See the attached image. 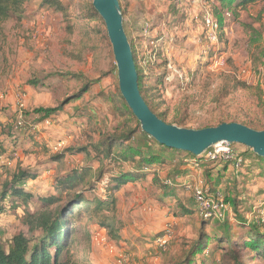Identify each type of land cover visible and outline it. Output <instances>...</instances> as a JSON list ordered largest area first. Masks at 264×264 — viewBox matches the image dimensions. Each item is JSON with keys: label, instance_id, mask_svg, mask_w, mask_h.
Wrapping results in <instances>:
<instances>
[{"label": "rangeland", "instance_id": "obj_1", "mask_svg": "<svg viewBox=\"0 0 264 264\" xmlns=\"http://www.w3.org/2000/svg\"><path fill=\"white\" fill-rule=\"evenodd\" d=\"M62 1L65 12L25 0L0 18V244L8 249L20 232L41 234L29 232L23 205L13 207L9 194L2 198L19 169L38 174L26 181L34 194L31 211L41 207L40 197L59 194L57 176L72 170L92 169L84 192L104 198V177L140 167L113 162L102 151L108 136L128 132L125 146L156 153L163 164L156 178L150 173L119 191L106 189L118 199L114 232L85 210L72 219V264H236L233 252L243 264H264L244 245L253 223L264 231V158L236 143L247 158L242 170L212 162L195 167L190 153L149 139L123 104L104 19L97 11L100 17L90 18L92 0ZM120 1L126 33L148 70L144 92L166 122L179 118L198 129L236 118L264 126V106L258 105L264 102V0L237 10L219 0ZM207 16L218 24L216 38ZM165 72L169 81L158 80ZM85 83L88 91L74 98ZM166 178L171 187L162 185ZM200 179L236 202H229L224 222L201 218L193 191ZM165 233L168 242L160 247L157 238ZM198 242H207L205 249L192 254Z\"/></svg>", "mask_w": 264, "mask_h": 264}, {"label": "trees", "instance_id": "obj_2", "mask_svg": "<svg viewBox=\"0 0 264 264\" xmlns=\"http://www.w3.org/2000/svg\"><path fill=\"white\" fill-rule=\"evenodd\" d=\"M24 1L25 0H0V18H7L11 15V13H13V9H20ZM41 1L44 6L54 8L55 10L61 12L66 11V7L64 6L62 0ZM259 1L261 0H219L221 5L229 10H237V8L240 6L247 7L248 5L257 3ZM90 7V18H99L100 16L97 14L96 9L94 8L93 0ZM121 8L123 14L125 15L122 4ZM131 45L139 76V88L141 94L152 111L156 113L159 118L166 121L163 113H158L155 111L144 92L145 73H147L148 70H145L143 67H141L136 48L132 42ZM159 58H161V53L159 54ZM163 61L164 62L162 66H168L166 60ZM149 69H151L152 72V66H150ZM168 78L169 76L167 72H165L161 77L158 76V80L162 79V82H168ZM254 88L258 90V93L260 94L259 100H261L263 95L261 85L258 84ZM88 89V83H85L81 87L79 94H77L74 98L79 99L83 93L88 91ZM69 101V99L64 100L58 106V109H61ZM123 104H127L125 100H123ZM258 105L263 107V100L259 101ZM224 122H239L257 130H264V126L261 124L262 122H258V124H256L254 120L245 122L237 121L236 118H222L217 125ZM171 124L186 127L183 123V120H180L179 118H176L175 121L171 122ZM146 136L153 142H156L155 139L149 134H146ZM131 139L132 134L127 132L125 134H121L118 137L108 136L106 139L107 141L104 142L106 147H104L102 151L104 152V156L109 157L111 161L122 163H125L126 161L131 163L139 162L140 164L139 168L131 166V169L128 171L110 176L109 185L107 187L109 189L111 187L113 190L119 191L126 184L137 181L150 173H152L156 178V174L158 172L157 168L163 164L161 157L156 153L149 152V154L146 155L138 146H125L123 141L126 140V143H128V141ZM162 146L166 149H169L164 145ZM257 157L264 158L258 155ZM207 163L208 162H201V165H205ZM220 166H223L224 168L227 167V165ZM37 176L38 174L35 172L19 169L18 172L13 175L12 180L5 184L6 189L4 190L2 198H5L9 194L12 199L11 205H13V207L17 208L18 206L23 205L26 209L24 214V222L28 226L29 232L33 233L40 231L41 234L39 236H35L33 234L34 236L30 237L25 233L20 232L12 237L8 249H6L4 245L0 244V264H72L70 237L72 234L71 232L75 231V229L71 226L72 219H77L83 210L87 211L89 214L88 218L97 217L100 226L102 225L104 228H110L111 232H114L118 202L115 194L106 190L103 198L100 196L89 197L84 192L88 187L90 188L89 183H91V180L94 176L92 169L86 168L80 171L72 170L64 175L57 176L56 188L60 191V193L40 197L42 203L41 207L31 211L27 209V206L33 200L34 194L26 188V181L31 178L36 179ZM162 185L164 187H171V185L164 183V181H162ZM223 198L225 202H233L236 204L234 200H232L229 196L226 197L225 194H223ZM75 207H77L78 210H75ZM203 220L206 222L209 221L205 219ZM246 239L247 241L244 244L245 247L248 248L249 251L256 253V255L260 256L264 261V231H262L259 226L253 223L246 236ZM206 243L203 244L202 242H198L192 254L196 255L197 253L203 252ZM233 254L236 264H243L239 254L237 255L235 252H233ZM188 264H193L192 260H189Z\"/></svg>", "mask_w": 264, "mask_h": 264}, {"label": "water", "instance_id": "obj_3", "mask_svg": "<svg viewBox=\"0 0 264 264\" xmlns=\"http://www.w3.org/2000/svg\"><path fill=\"white\" fill-rule=\"evenodd\" d=\"M96 11L104 19L110 38L119 88L144 132L168 148L189 152L200 157L207 149L220 142L245 145L258 156L264 157V130H257L239 122H224L203 128L171 124L152 111L139 88L132 45L124 26V14L119 0H93Z\"/></svg>", "mask_w": 264, "mask_h": 264}, {"label": "built area", "instance_id": "obj_4", "mask_svg": "<svg viewBox=\"0 0 264 264\" xmlns=\"http://www.w3.org/2000/svg\"><path fill=\"white\" fill-rule=\"evenodd\" d=\"M206 22L211 31V37L216 38L215 31L218 29V24L210 16H207ZM21 105L23 106V103ZM19 125H23V121H20ZM235 145L236 143L220 142L207 149L200 157L194 156L195 158L191 159V163L195 167H199L201 162H212L218 165H227L233 172H238L247 163V158L244 156L243 148ZM10 164L11 162H9ZM164 183L173 185L172 180L167 178L164 180ZM101 185L103 194H105L109 185V177H104ZM184 185L187 189H191L193 186V184H189L188 182H185ZM193 191L201 218L209 221L224 222L230 217L231 214L228 212L230 210L229 203L225 202L220 190H214L203 179H200L194 186ZM260 221L264 222V216L261 217ZM156 242L160 247L165 246L168 242V234L165 233L159 236Z\"/></svg>", "mask_w": 264, "mask_h": 264}]
</instances>
